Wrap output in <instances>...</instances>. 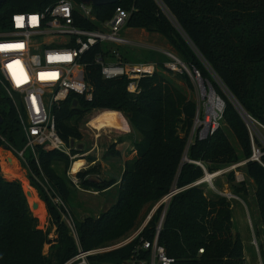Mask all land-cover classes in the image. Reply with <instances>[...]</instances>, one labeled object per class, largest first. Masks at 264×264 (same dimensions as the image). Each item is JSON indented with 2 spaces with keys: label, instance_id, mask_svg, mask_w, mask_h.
<instances>
[{
  "label": "trees",
  "instance_id": "obj_1",
  "mask_svg": "<svg viewBox=\"0 0 264 264\" xmlns=\"http://www.w3.org/2000/svg\"><path fill=\"white\" fill-rule=\"evenodd\" d=\"M58 1L8 0L0 7V29L9 30L15 14L43 12ZM118 7L130 13L128 29L163 36L184 63L201 71L203 79L212 84L215 92L213 75L232 99L219 92L225 103L224 127L220 126L212 136L193 144L189 151L191 162H184L185 145L197 113L194 101L188 100L164 74L141 79V92L133 95L127 90V80H105L99 66L88 67V80L95 90L94 100L86 102L75 96L55 109L54 118L61 138L68 144L71 140L82 141L78 124L88 112L114 111L126 115L142 140L135 143L131 152L134 156L126 162L118 185L117 204L97 219L85 218L78 226L83 250L104 248L120 240L137 226L147 206L153 207L178 189L167 207L159 239L174 264H246L244 244L234 227L235 201L216 192L209 196L203 185H195L205 173L194 162L203 163L208 172L214 174L226 165L248 161L244 166L245 176L256 185L253 229L264 262V157L262 163L250 161L253 155L250 131L235 105L264 125V0H120L115 5L95 8V16L106 21ZM84 25L91 28L89 24H81ZM96 51L98 48L92 52L89 63L93 62ZM123 52L124 60L130 61ZM158 63L163 66V62ZM176 76L177 80L191 84L188 75ZM5 105L6 109L0 114V136L20 146L15 136L20 135L15 105L9 99ZM229 133L233 134L234 142ZM115 147L112 145L108 154L120 156ZM38 153L41 171L32 156L23 165L32 176L43 174L67 201L72 191L54 165L63 164L67 172L71 158L62 152L41 148ZM72 153L75 155L78 150L73 149ZM95 173L94 169L78 173L85 190L104 193L118 183L115 179L90 178ZM227 179L233 184V194L248 202V198L242 196L246 193L243 188L246 179L236 183L234 172L228 173ZM164 210L162 205L141 238L153 240ZM48 211L56 226L54 241L37 231L21 183L5 178L0 166V264H65L78 253L57 207L49 203ZM47 241L51 250L49 257L44 258L42 249ZM132 247L109 257L126 256Z\"/></svg>",
  "mask_w": 264,
  "mask_h": 264
},
{
  "label": "built area",
  "instance_id": "obj_2",
  "mask_svg": "<svg viewBox=\"0 0 264 264\" xmlns=\"http://www.w3.org/2000/svg\"><path fill=\"white\" fill-rule=\"evenodd\" d=\"M94 11L95 8L90 4L76 0H59L43 12L15 14L11 28L0 32V86L11 96H19L21 99V103L16 100L14 105L22 138L19 142L23 148L20 149L18 145L9 143L0 136L4 150L11 158L8 163L27 164L29 156L39 163L40 148L44 151L62 152L71 160L77 156L72 153L74 147L61 138L54 111L75 96L82 97L86 102L94 100L95 90L87 76V69L91 64L100 67L105 80H127V90L133 95L141 92L139 83L143 78L158 73L165 75L168 72L188 75L199 86L204 100V111L202 106L199 107L196 116L198 139L206 140L220 128L225 103L220 97H216L213 86L212 89L209 88V81L203 79L199 69L187 65L175 52L170 51H164L168 62L163 63V66L159 63L125 61L122 52L124 50L125 53L131 47V42L123 32L127 29L130 13L118 7L110 19L100 21ZM82 23L89 24L91 28L81 26ZM96 48L98 51L92 56L93 62L89 63L88 60ZM207 97L208 103L205 101ZM239 112L251 135L253 155L250 161L262 163L264 125L242 110ZM253 132L263 148L255 145ZM258 134L262 137L261 140ZM247 162L243 161L214 174H210L201 162L194 163L203 169L206 176L210 174L220 177L234 172L237 182L242 183L245 176L236 170ZM74 177L73 183L78 184L77 177ZM216 178L218 177L205 182L206 177H203L195 185L212 184ZM212 187L217 194L231 201L239 200L231 191L220 192L213 185ZM174 191L160 203V206H165V210L152 241L141 238L143 232H140L126 242L84 251L78 225L71 216L65 217L78 248V253L65 264H108L106 259L97 261L96 258L123 251L132 245L128 255L111 256L116 260L115 264H174V260L159 242L167 207L176 194ZM200 253H204V250H200Z\"/></svg>",
  "mask_w": 264,
  "mask_h": 264
},
{
  "label": "rangeland",
  "instance_id": "obj_3",
  "mask_svg": "<svg viewBox=\"0 0 264 264\" xmlns=\"http://www.w3.org/2000/svg\"><path fill=\"white\" fill-rule=\"evenodd\" d=\"M175 28L178 29V26L173 23ZM127 28L123 35L128 38L133 43L131 44V47L127 49L125 52L127 53V57L131 62L134 63H158L168 62L167 56H165L164 51H170L175 52L174 48L170 46V44L167 42V40L157 34V33H149L147 31L143 30H137L135 31H128ZM4 30L0 29V32H3ZM145 32V33H143ZM124 51V50H123ZM124 53V52H123ZM162 74V73H160ZM168 80H170L175 87L180 89L182 93L186 96L188 100H192L195 102L196 105V112H198L199 107L202 106V109L204 111V100L202 97V93L200 92L199 86L191 80V84H189L187 81L182 82L176 79V75L173 74H165L164 75ZM213 79L216 85V91L215 95L216 97H220L222 99V93L223 95H226L230 99L231 96L229 95V92L226 90L224 85L216 78L215 75H213ZM214 90V89H213ZM219 92H222L221 95ZM11 100L13 103H15L16 100H18L19 103H21V99L19 96L13 97L11 96L2 86H0V114L3 110L6 109L5 101ZM223 100V99H222ZM205 101L207 103L209 102V98H205ZM238 110L241 111L240 107L235 103ZM103 112V111H102ZM102 112H88L85 116V118L80 121L78 124V127L83 134V141H76L71 140V144L73 142L74 149L78 150L77 156L74 157L73 160H71V166L70 169L67 170L63 164L57 163L54 165L55 171L58 173L59 176L64 178L70 187V190L72 191L71 197L64 201L56 192V189L43 174H32L29 172L28 168H26L23 164H18L17 167L12 168L11 166L15 165V162L13 164L8 163V159H11L9 156V153L4 150V147L0 146V166L2 170V174L10 181H19L22 185L24 194L27 199V203L30 209V213L35 223V228L37 231L43 233V235L51 241H54L57 237L56 233V226L53 224L52 218L48 211V204H52L55 207H57L60 214L63 216V219L65 220V217L71 216L72 219L75 221L76 225H80L83 220L87 217H91L93 219H97L101 217L104 213H106L108 210L112 208V206L116 205L119 200V184L120 180L124 174V169L126 168V162L134 156V154L131 152L134 149L135 143H138L142 140V136L139 134V132L134 129L132 126L130 127V122L128 124V118L123 112H119V116L117 115V112L112 113L108 112V115L113 122V124H118L119 127H112L111 125H106L104 128H100L98 124V115ZM197 116V113H196ZM201 116H203V112H201ZM243 118V116H242ZM91 122L94 126H89V123ZM222 127H224V123L221 121ZM128 124V126H127ZM98 127V129L96 127ZM177 126H179L177 124ZM126 128L124 130H121V128ZM117 128V129H113ZM120 128V129H119ZM196 119L193 126V129L190 133V136L187 140V143L185 145V153L183 157L184 162H191L189 160V151L193 144H195L198 139V129L196 130ZM257 133V132H256ZM181 134V133H180ZM255 137V145L260 146L263 148V144L257 139L255 132H253ZM98 135V137H96ZM232 142H234V136L233 134H230ZM16 138L20 141L22 140L20 135H15ZM181 136H184L181 134ZM258 137L261 140V136L258 134ZM8 139V138H6ZM123 140L125 142L121 143ZM127 140V141H126ZM20 144V143H19ZM112 145L116 146V150L120 152V156H114L109 155L108 151L112 147ZM82 146V147H81ZM20 149L23 148V145L20 144ZM95 147V148H94ZM90 150V151H89ZM89 151V152H88ZM88 152V153H87ZM86 159L85 161H83ZM76 163H86L83 167L81 172H86L88 170H96L95 175L90 176V178L95 180H101L99 179V174L102 175V177L106 178L109 177L111 173H105L108 170V167L115 168L116 175V181L118 183L111 188L109 191L106 192H95L93 190H85L78 179V172L74 173L73 168L75 167ZM242 163V162H241ZM203 164V163H202ZM239 164V163H238ZM38 170L41 171V162L36 163ZM236 164H230L222 167L221 169L232 167ZM104 168V169H103ZM10 169V170H9ZM12 169V170H11ZM9 172H8V171ZM113 170V169H112ZM123 170V172H122ZM245 169L244 166L238 168L236 170L237 173L240 175L245 176ZM122 174V175H121ZM230 174V173H229ZM100 175V176H101ZM76 176L78 184L73 183L72 179H74ZM228 174H224L218 178H216L212 184L205 183L203 186L206 188V193L210 196L212 194L211 192H215L212 185L219 190L220 192H223L225 190L231 191L233 193L232 186L233 184L228 183L227 179ZM206 175H204V178ZM247 176H245V179ZM236 183L237 180H236ZM244 189H246V193H243V198H248V202L244 201L242 198L239 197V200H236L233 204L235 207L234 211V227L235 229L240 230V236L244 244L245 248V258H246V264H262L261 259L259 257V246L257 241L254 242V234L251 231L252 223H250V219H256V209H255V200L254 195L256 191V185L253 183V181L250 178L246 179V183L243 186ZM31 192L32 196L30 198L27 197V193ZM241 196V197H242ZM39 203L38 210H33L32 206L33 203ZM160 203H157L153 207L147 206L145 210L141 214V218L137 224L136 227H134L132 230H130L123 238H121L118 241H115L113 243H110L108 246L120 244L123 242L128 241L129 239L133 238L140 232H144L146 226L150 223L151 219L154 217V215L159 210ZM247 203V204H246ZM247 209V210H246ZM249 212V214H247ZM237 226V227H236ZM238 230V232H239ZM236 232V233H238ZM142 234V233H141ZM141 236V235H140ZM256 243V244H255ZM51 250V245H49L48 241L43 244L42 249V256L44 258H48ZM103 259H106V262L108 264H115L116 260L112 257H109V255H104L102 257Z\"/></svg>",
  "mask_w": 264,
  "mask_h": 264
},
{
  "label": "water",
  "instance_id": "obj_4",
  "mask_svg": "<svg viewBox=\"0 0 264 264\" xmlns=\"http://www.w3.org/2000/svg\"><path fill=\"white\" fill-rule=\"evenodd\" d=\"M8 0H0V7L5 4ZM81 3H85V4H90L92 5L94 8H101V7H105V6H110V5H115L117 4L120 0H78ZM209 84V88L212 89V85L210 82H208ZM78 106V102L76 101L74 103V107L76 108ZM176 194L179 192L178 189L175 190ZM174 191V192H175ZM175 194V195H176ZM32 193L28 192L27 193V197H31ZM39 208V203L35 202L33 203L32 209L33 210H38Z\"/></svg>",
  "mask_w": 264,
  "mask_h": 264
},
{
  "label": "crops",
  "instance_id": "obj_5",
  "mask_svg": "<svg viewBox=\"0 0 264 264\" xmlns=\"http://www.w3.org/2000/svg\"><path fill=\"white\" fill-rule=\"evenodd\" d=\"M137 30H139V29H129L128 31H137ZM143 31H145V30H143ZM143 33H145V32H143ZM129 40V39H128ZM130 41V40H129ZM131 42V44L133 43L132 41H130ZM129 49V48H128ZM107 112V111H106ZM109 112H112V113H115L114 111H109ZM117 115L119 116V112L117 113ZM128 124H129V121H128ZM128 124H127V126H128ZM106 125H111L112 127H119V125L118 124H111V123H109V124H107L106 123ZM130 125V124H129ZM89 126H94V125H92L91 124V122L89 123ZM96 127V126H95ZM130 127H131V125H130ZM97 129H98V127H96ZM127 128V127H126ZM125 127L124 128H121V130H124V129H126ZM113 129H117V128H113ZM120 129V128H119ZM83 135V134H82ZM83 141V140H82ZM122 141V140H121ZM127 141V140H126ZM123 142H125V140H123L121 143H123ZM70 145L71 146H73V142H72V144H71V142H70ZM82 147V146H81ZM95 148V147H94ZM90 151V150H89ZM88 151V152H89ZM87 152V153H88ZM86 159H84L83 161H85ZM83 169V168H82ZM82 169L79 171V172H81L82 171ZM104 169V168H103ZM113 169V170H112ZM115 168H113V166L111 167V168H109L108 167V170L105 172V173H111L110 175H109V177H106V178H104V177H102V175L101 174H99V179H101V180H113V179H116V175H114V173H115ZM78 172V173H79ZM122 172H123V170H122ZM101 175V176H100ZM122 175V174H121ZM254 183V182H253ZM255 184V183H254ZM256 192V191H255ZM254 199V198H253ZM247 210V209H246ZM234 211H235V207H233V214H234ZM247 214H249V212L247 213ZM233 217H234V215H233ZM233 220H234V218H233ZM251 221H252V219H250V223H251ZM235 223V222H234ZM237 227V226H236ZM239 230V229H238ZM238 230L237 229H235V232H238ZM251 231H252V233L254 234V229H253V223H252V228H251ZM238 233H240V230H239V232ZM255 241H257L256 240V238H255V236H254V242ZM259 253V257H260V259H261V256H260V252H258ZM261 262H262V264H264V262L262 261V259H261Z\"/></svg>",
  "mask_w": 264,
  "mask_h": 264
},
{
  "label": "bare ground",
  "instance_id": "obj_6",
  "mask_svg": "<svg viewBox=\"0 0 264 264\" xmlns=\"http://www.w3.org/2000/svg\"><path fill=\"white\" fill-rule=\"evenodd\" d=\"M211 101L213 102L214 101V98L213 99H211ZM108 112L109 111H104V112H102V113H100L99 115H98V124H99V127L102 129V128H104V127H106V123L107 124H109V123H111V124H113V122L111 121V119H110V117H109V115H108ZM11 164H13L14 162H10ZM85 164L86 163H76L75 164V167L73 168V171H74V173H77V172H79L84 166H85ZM17 167L18 165H17V163L15 162V165L14 166H11L12 168H14V167ZM15 167V168H16ZM10 170V169H9ZM12 170V169H11ZM8 171V170H7ZM9 172V171H8ZM215 177H219V175H215ZM215 177H213V176H210V174H207V176H206V179H205V182H210L211 180H212V178H215ZM30 198V197H29Z\"/></svg>",
  "mask_w": 264,
  "mask_h": 264
},
{
  "label": "snow or ice",
  "instance_id": "obj_7",
  "mask_svg": "<svg viewBox=\"0 0 264 264\" xmlns=\"http://www.w3.org/2000/svg\"><path fill=\"white\" fill-rule=\"evenodd\" d=\"M33 19H35V18H33Z\"/></svg>",
  "mask_w": 264,
  "mask_h": 264
}]
</instances>
